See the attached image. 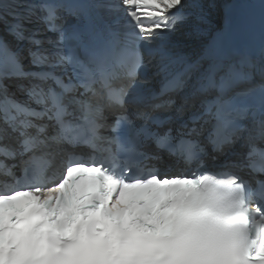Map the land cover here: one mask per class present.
Instances as JSON below:
<instances>
[{"label": "snow or ice", "instance_id": "snow-or-ice-1", "mask_svg": "<svg viewBox=\"0 0 264 264\" xmlns=\"http://www.w3.org/2000/svg\"><path fill=\"white\" fill-rule=\"evenodd\" d=\"M61 7L0 0V22L30 58L0 39V264H264V43L258 59L230 48L247 29L244 6L225 5L194 64L152 44L187 19L185 0H116L120 28L69 23ZM153 60L158 90L140 72ZM242 138L225 171L147 163L167 153L202 167L209 146Z\"/></svg>", "mask_w": 264, "mask_h": 264}, {"label": "bare ground", "instance_id": "bare-ground-1", "mask_svg": "<svg viewBox=\"0 0 264 264\" xmlns=\"http://www.w3.org/2000/svg\"><path fill=\"white\" fill-rule=\"evenodd\" d=\"M101 6H104L105 4L107 3H114L116 2V0H96ZM204 2H206V4H212L213 1L211 0H204ZM12 6L11 5H8L6 4L5 5V8L6 9H9L11 8ZM104 13L107 17H118L119 16V13H114V12H111V11H108L107 9H104ZM7 20H11V16H8L6 17ZM0 33H4L6 35L7 38H10L11 40H17L14 36L10 35L8 32H7V26L6 24H4L3 22H0Z\"/></svg>", "mask_w": 264, "mask_h": 264}]
</instances>
